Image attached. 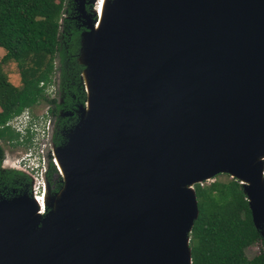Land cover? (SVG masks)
Returning <instances> with one entry per match:
<instances>
[{"label": "water", "instance_id": "obj_1", "mask_svg": "<svg viewBox=\"0 0 264 264\" xmlns=\"http://www.w3.org/2000/svg\"><path fill=\"white\" fill-rule=\"evenodd\" d=\"M92 1L84 100L50 145L70 185L41 213L33 195L0 199V264H190L193 184L220 173L263 236L264 0Z\"/></svg>", "mask_w": 264, "mask_h": 264}, {"label": "trees", "instance_id": "obj_2", "mask_svg": "<svg viewBox=\"0 0 264 264\" xmlns=\"http://www.w3.org/2000/svg\"><path fill=\"white\" fill-rule=\"evenodd\" d=\"M64 3L65 0H0V47L4 50L0 57V162L1 142L19 144L18 133L4 125L7 119L39 102L49 104L51 113L56 115L59 108L70 109L75 102L83 103L82 65L76 61L82 28L72 20L64 19L61 25ZM64 58L68 60L65 64ZM55 59L62 85L72 83L69 90L76 100L65 95L58 104L56 97L45 95L44 87L55 73ZM6 62H14L19 85L10 83L2 71L1 65ZM75 120L73 113L69 120L60 118V131L52 136L55 145L61 143L64 128ZM51 169L60 180L56 169ZM49 172L50 169L46 172L48 183ZM14 174L6 173V179L11 180ZM218 175L207 183L203 180L193 184L197 215L188 233L190 264H264V240L252 223L240 183L231 177L220 180ZM58 179L53 191L61 184ZM261 242L263 247L256 254L245 255L247 246Z\"/></svg>", "mask_w": 264, "mask_h": 264}, {"label": "rangeland", "instance_id": "obj_3", "mask_svg": "<svg viewBox=\"0 0 264 264\" xmlns=\"http://www.w3.org/2000/svg\"><path fill=\"white\" fill-rule=\"evenodd\" d=\"M80 10H84L83 9V3H78L75 0H65L64 9H63V11H64L63 17L64 18L61 21V25H64L65 20H69V21L72 20L76 25L81 26L83 18L80 16ZM62 28L63 27L61 26V29ZM81 28L83 29L84 27L81 26ZM78 47H79V44H78ZM3 53H4V50L0 47V57L2 56ZM77 53H78V51H77ZM76 58H77V54H76ZM67 61L68 60L66 58H64V64ZM54 66H55V73L53 74V82H52L54 88L51 90H48L45 94L47 95L48 98L56 97V99H59L61 101V103L64 101L65 95H72V96H70V99L76 100L74 94L72 92H70V90H69V87H70V85H72V83H70L69 85H67V84L62 85V80H61L60 71H59V62L57 59L54 60ZM1 68H2V71L5 73L7 79L10 83H12L13 85H19L17 69L15 67L14 62H6V63L1 65ZM78 105L79 104L77 102L73 103V107L68 109V111H70L71 114L72 113L76 114L77 109H78ZM45 106H46V103L39 102L34 107H32L33 109L32 108H30V109H32V111H33L32 113L37 116V115L43 114ZM62 110L65 111L66 109H62ZM67 118H70V117H67ZM67 118H66V120H69ZM68 128L69 127L66 126L64 128V131L62 132L61 143L64 140V135H65L66 131L68 130ZM59 131H60V129H59ZM1 145H2V148L5 152V156L7 154L9 157H20L21 155H23L24 152L27 151L26 143H23L22 145L8 146L7 143L1 142ZM229 177L230 176L226 173H220L216 178L223 180V179H228ZM49 179H50V182H49L50 189L48 192L52 193V191L54 190V188L56 186L57 179H58V176L56 175V173L52 169H50V172H49ZM211 180H212V177L209 179H205L204 183H207ZM30 192L31 193H29V195H34V193H32V189L30 190ZM41 192H42V187L40 186L38 189L37 195H40ZM23 194H25V191L22 189H20L18 191L16 190V192L11 194L10 196L0 192V199H5V198L10 199L12 197L22 196ZM261 238H263V240H264V235L263 236L261 235ZM260 247H263L262 242L261 243H254V244L247 246L244 250L245 255L247 257L253 256L254 254H256L259 251ZM263 249H264V247H263Z\"/></svg>", "mask_w": 264, "mask_h": 264}, {"label": "built area", "instance_id": "obj_4", "mask_svg": "<svg viewBox=\"0 0 264 264\" xmlns=\"http://www.w3.org/2000/svg\"><path fill=\"white\" fill-rule=\"evenodd\" d=\"M52 82L53 77L51 79V82L44 87V93L54 88ZM41 84L42 83H40V85ZM4 125L8 126L14 132L18 133V145H22L23 143H26L27 145V151L24 152L20 157H9L6 154L5 159L7 158V160L10 162V165L16 169L32 172L33 183L31 189L32 193H34L33 196L35 198L41 197L44 189L43 181L41 178V171L43 170L45 161L43 149L49 146L48 142L50 139L49 118L46 113V107L43 114L37 116L32 115L30 108H24L20 113L13 115L9 119H7ZM25 138L28 139L26 142ZM50 153L51 162L54 165L52 151ZM34 167H38V170L35 171ZM40 186L42 187V192L40 195H37Z\"/></svg>", "mask_w": 264, "mask_h": 264}, {"label": "flooded vegetation", "instance_id": "obj_5", "mask_svg": "<svg viewBox=\"0 0 264 264\" xmlns=\"http://www.w3.org/2000/svg\"><path fill=\"white\" fill-rule=\"evenodd\" d=\"M75 1L78 3H83V9L84 10H82V11L84 13L91 11L92 10L91 7L93 8V1L92 0H75ZM56 102L58 104H61V101L59 99H57ZM45 107H46V113H47L48 118H49L50 139L48 142L49 146H47L43 149L45 161H44V165H43V170L41 171V178L43 181V187L46 188V192L48 193L50 187H49L48 180L46 179V172H47V170L51 169L52 166L55 168V166L51 162V153H50L51 152L50 151L51 150L50 145L55 146V144L52 141V136L55 133V131L56 132L59 131L60 118L71 117V112L68 111V109L63 111L62 110L63 108H59L57 111V115H56V114L51 113L50 109L52 107L49 104H46ZM32 109H30L31 112H33ZM32 115L36 116L33 113H32ZM67 119H69V118H67ZM16 145H18V144H16ZM5 157L6 156H5L4 150H3V156H2V159L0 162V192L10 196L11 194L15 193L16 190L18 191V190L22 189L25 191V194L29 195V193H31L30 190L32 188V183H33L32 182V172L14 168L13 166L10 165V162L7 160V158L5 159ZM11 171L15 172V174L12 176L11 180L6 179L8 177L6 175V173L9 174ZM56 175H57V173H56ZM58 181H60V180L58 179Z\"/></svg>", "mask_w": 264, "mask_h": 264}, {"label": "bare ground", "instance_id": "obj_6", "mask_svg": "<svg viewBox=\"0 0 264 264\" xmlns=\"http://www.w3.org/2000/svg\"><path fill=\"white\" fill-rule=\"evenodd\" d=\"M105 0H97L96 2V5L97 7L95 12L96 14H101V11L103 10V8L101 9V4L104 2ZM57 162V163H56ZM55 165L57 167V172L59 174V176L61 175L63 177V180H61V177H60V181H61V184L63 185V187H61V191L62 189H65L66 187H68V185H70L69 183V178H70V174H68L66 171H65V168L63 167V165L61 164V162H58L57 160L55 161ZM215 169H220V170H228L230 171L232 174L234 173V170L232 168V166L229 164V163H226V162H223V163H220L219 165L216 166ZM185 187V186H184ZM47 192H43V196L42 197H36L35 200V204L38 205V213H41L42 212V204L43 206L45 205L46 203V199H47ZM36 205V206H37ZM35 215V212L30 216V219H29V225L33 223L34 220L33 217ZM37 248H38V253L40 255H48V246L45 242V239L42 240L38 245H37Z\"/></svg>", "mask_w": 264, "mask_h": 264}, {"label": "clouds", "instance_id": "obj_7", "mask_svg": "<svg viewBox=\"0 0 264 264\" xmlns=\"http://www.w3.org/2000/svg\"><path fill=\"white\" fill-rule=\"evenodd\" d=\"M31 153H32V151H31ZM34 169H35V171H37L38 170V167H34Z\"/></svg>", "mask_w": 264, "mask_h": 264}]
</instances>
